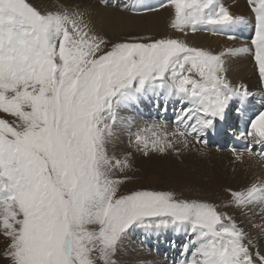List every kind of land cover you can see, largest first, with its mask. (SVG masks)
<instances>
[{
    "label": "snow or ice",
    "instance_id": "snow-or-ice-1",
    "mask_svg": "<svg viewBox=\"0 0 264 264\" xmlns=\"http://www.w3.org/2000/svg\"><path fill=\"white\" fill-rule=\"evenodd\" d=\"M247 3L255 18L254 51L214 54L172 38L110 44L81 12L43 13L27 0H0V113L13 118L0 116V230L10 241L4 255L11 264H117L133 228L189 236L174 264H264L232 218L211 203L151 190L118 195L123 181L112 173L130 165L107 149L118 111L149 96L162 97L165 110L169 100L188 106L174 131L153 122L132 134L145 155L188 147V137L206 144L198 137L224 118L230 101L239 100L237 113L245 115L253 94L231 85L225 57L253 52L264 81V0ZM166 6L174 9L171 27L180 32L222 34L247 25L220 0L160 5ZM241 135L264 146V108ZM245 151L252 154L250 147ZM230 194L237 207L264 206V184Z\"/></svg>",
    "mask_w": 264,
    "mask_h": 264
},
{
    "label": "bare ground",
    "instance_id": "bare-ground-1",
    "mask_svg": "<svg viewBox=\"0 0 264 264\" xmlns=\"http://www.w3.org/2000/svg\"><path fill=\"white\" fill-rule=\"evenodd\" d=\"M46 1V0H45ZM44 1V2H45ZM46 1V6L49 12L55 11H78L84 14V19L86 22H89L93 30L98 34L106 35L109 38L124 40V38L129 39L130 37H137L139 34H151V36H167L172 37L174 35L179 37L180 40L187 42L190 46L203 48L205 50L211 51L214 54H219L221 52H227L229 49L235 50L240 48H251L254 50V46L251 44V39L254 36V24L255 18L252 15L251 7L247 3V0H220V2L229 9L236 16H251L247 21V25H238L230 29H225L224 34L220 35V38L211 33L210 31H197L193 33L191 30H186V32H180L174 30L171 27V20L174 17V9L171 6L160 7L161 4H167L168 0H136L135 5L137 8L128 13L124 10V6L128 5L131 0H119L118 6L112 4V0H48ZM134 1V0H133ZM132 1V2H133ZM153 1V5H149L148 2ZM43 2V1H42ZM107 2V4H103ZM147 4V10L143 11L142 8ZM42 9V8H41ZM156 9V10H149ZM249 11V13H248ZM251 11V13H250ZM251 14V15H249ZM171 29V30H170ZM177 31V34H176ZM231 33V34H230ZM229 36L235 37L234 39H229ZM226 76L229 82L233 87L239 88L241 85L245 86L247 89L251 85L259 84L260 81L253 79V73L256 69V62L253 57L248 53H241L234 56H226ZM256 100H253L249 97L247 104L245 105L244 116H240L237 113V109L240 107L239 100H233L229 102V106L225 111L224 118H216L214 123V128L207 130V143H201L205 146L206 149L210 148V151L216 153L217 148L225 146V155H233L231 153L232 148H237V140H241L244 143L246 140L251 139L241 135V132L247 130L248 121L257 114L264 104L261 103L264 99V93H261V89L256 92ZM149 101H158L159 104L150 105ZM170 106L165 110V102L162 97L149 96V98L143 101L139 106H133L135 114L138 112L147 114L152 113L151 117L157 116L156 112L160 113L161 116L163 113L168 111L173 115L174 110H180L182 107H187V104H182L178 99L169 100ZM235 106L233 117L230 118V113ZM149 109V110H148ZM159 117V119L161 118ZM238 120V126L235 129H231L234 124V119ZM144 117V116H143ZM145 118V117H144ZM230 118V119H229ZM153 119V118H152ZM220 119V120H219ZM222 120H228L227 123H223ZM153 122H148L141 120L137 126H134L132 129L126 133L117 134L113 130V136L109 141H114L111 143L114 151L117 152L118 142L119 144H124L126 141L130 142L133 145L132 149L136 147L132 141L134 140L133 133L137 132L146 125L152 124ZM159 123V122H155ZM166 130L172 132L175 130L176 125H167ZM229 127V128H227ZM227 128V129H226ZM224 131H230L233 135L228 137L225 135ZM145 136L151 138L150 132L143 133ZM225 138H228V141H225ZM190 147H198L199 144L194 140L188 137ZM205 140V139H202ZM247 140V141H248ZM252 154L249 152H243L242 150H237L240 154V157L243 158L246 167L244 168L241 175H247L253 184H264V157L259 155V152L264 149V146L253 143ZM213 146V147H211ZM208 147V148H207ZM215 147V148H214ZM245 147L247 144L245 143ZM187 147H184L182 144L176 145V150L168 149L163 153L165 162H169L172 165H176V168L179 169L181 174L187 173L188 177L193 179L194 183H200L203 185L207 192L212 193L217 190V188H225V190H230L233 192H244L247 191L246 188L251 182L242 179V182L239 184H234L236 182V177H227V180L221 175V170H218V167H221V164H217L215 159L212 160V157H200V163L195 166L193 169L190 168L193 165L194 159L191 157H186L185 153H191V151L186 152ZM249 148V147H248ZM131 149V152L135 155L152 157L155 154L154 150H149L148 154L145 155L144 151L140 153H135ZM229 150V151H228ZM157 152V151H156ZM254 152V154H253ZM264 153V152H263ZM115 154V153H114ZM129 154V153H128ZM133 155V156H135ZM237 155V153H234ZM178 160V161H177ZM181 160H185L182 162ZM204 160V161H202ZM146 161V160H145ZM254 165L257 167L253 166ZM208 163V164H207ZM189 165V166H188ZM203 168H201V166ZM207 165L211 166L210 169H207ZM182 172V169H185ZM205 168V169H204ZM223 168V167H222ZM253 171L252 173H250ZM199 173V175H198ZM210 173V175H209ZM198 176V178H196ZM186 177V176H185ZM212 182V183H210ZM213 203L217 206V210L227 214L232 218L236 225L245 233L246 239L245 243L249 244L250 251L254 254L258 250L261 255H264V206L256 204L250 205L247 207H237L233 202L232 196L228 195L225 197L221 192L211 196ZM3 234L0 230V235ZM148 236V239L151 243L156 240L159 241V248H156V255L149 252L148 247L143 248L138 255L137 262H132L136 256V253L131 252L130 255L125 254L124 258L128 263L131 264H174L178 262L182 256H178L182 248H179L181 245H184L188 242L189 236L184 233H174L165 230L153 236ZM144 240V239H143ZM127 243V241H125ZM130 243V242H129ZM133 250V249H131ZM173 251L171 258L161 257V254L165 251ZM125 253V247L121 248V252ZM122 254V253H121ZM163 256V255H162ZM123 262V261H122Z\"/></svg>",
    "mask_w": 264,
    "mask_h": 264
},
{
    "label": "rangeland",
    "instance_id": "rangeland-1",
    "mask_svg": "<svg viewBox=\"0 0 264 264\" xmlns=\"http://www.w3.org/2000/svg\"><path fill=\"white\" fill-rule=\"evenodd\" d=\"M44 1L45 0H27V2L36 6L41 12L47 13L51 10H48L47 7L44 5H46V1L47 2H49V1L48 0H46L45 2ZM99 1H103V0H99ZM118 1L119 0H112V4L115 6H118ZM132 1L133 0H131V2L128 5L124 6V10H126L128 13H131L135 10V9L129 10L132 8L133 5H135V2H136V0H134L133 2ZM103 4L106 5L107 2H105ZM148 4L153 5L154 2L149 1ZM142 10L143 11L147 10V4L144 5ZM55 12H57V11H55ZM248 13H249V11H248ZM250 13H251V11H250ZM249 15H251V14H249ZM252 16L254 18V15H252ZM242 17H244V19H246V20H249V18H251V16H244V15ZM210 32L212 33V31H210ZM176 34H177V31H176ZM222 34H224V33H222ZM222 34H215V35H217L220 38V35H222ZM100 35L104 36L105 39L110 41V44L111 43H117V42H124V41L128 40L126 38H124V40H119V39H114V38L111 39V38L107 37L106 35H103L102 33ZM137 37H151L153 40L162 39V38H172V39H179L180 40V38L179 37L177 38L176 35H174L172 37H167V36H161L160 37V36H151V34H142V35L139 34V36H137ZM144 42H150V41H144ZM110 44H109V47H110ZM249 49H251V48H249ZM248 54L254 58L253 52H249ZM254 78H256L257 81H260V83L255 84V85H251V87H249L247 90L253 94L251 96V98L253 100H256L255 95H256L257 90L261 89V93H264V81H262L260 76H259V71H258L257 65H256L255 72L253 73L252 82L255 81ZM149 104L150 105H155V104L158 105L159 102L158 101H149ZM169 106H170V104L168 101L166 107L168 108ZM235 106L236 105H233V109L230 113V118L233 117V112H234ZM135 112H134L133 107L121 108L118 111V116L121 119H119L117 121V123L115 125H113V130L117 134L126 133L127 131L132 129L134 126H137V124L142 119L145 121L148 120V122H159V123H164V124L167 123V125H175V120H176V117L178 115L179 110L178 109L174 110L173 115H171L168 111H166L165 113H163L162 116L160 113L156 112L157 116H153V117H151L152 113L144 114V113L138 112L137 114H135ZM0 116H2L5 119H8L10 122L13 120L12 117L6 116L2 113H0ZM160 116H161V118L159 119ZM227 121L228 120H222L223 123H227ZM237 126H238V120L236 119V116H235L234 124L230 128L235 129ZM227 128H229V127H227ZM224 132H225V135L227 137L229 135H233L230 131H224ZM206 137H207V134L205 136L198 137V139H200V140L205 139L206 140ZM189 138L194 139L193 137H189ZM194 140L196 141V139H194ZM247 140H246V142L248 144L247 146L248 147L252 146V148H253L254 142L251 139H249L248 141ZM225 141L227 142L228 138H225ZM112 142H114V141H109V143L107 145L109 156L113 157L114 159H118V160L127 159L128 164L130 165L129 167L125 168L123 171H120V169H115L112 173V178L119 179V180L123 181V183L120 184V186H119L118 193H117L118 195H127V194L134 192V191H139V190L172 192L175 194L177 199L198 200V201H202V202L211 203L213 205H215V203H213V201H212L213 199H211V196H214L215 194H217L219 192H221L223 195H225V197H227L228 195H230V197H231L230 193L233 191H230L228 189L225 190V188L221 189L219 187V188H217L216 191H214L212 193L207 192V190L204 188L203 185H200V183H194L193 179L188 177L187 173L181 174L179 169L176 168V165H172L169 162L166 163L163 153H158L159 151H157V152L155 151V153H158V154H155V156H152L151 158L150 157L149 158L144 157V156L141 157V156L135 155L131 152L133 145H131L130 142L126 141L124 144H121V143L119 144V142H118L117 152L114 151V148H112V146H111ZM198 144H199L198 147L194 146L193 148L190 147V145H188V147L185 150L186 152H188V151L192 152V154L191 153H185L186 157H191L192 159H194L193 165L190 168L193 169L195 166H197L200 163V157L199 156H201V157H212V160L215 159V162H217V164H221V167H218V170L222 169L221 175L226 180H227V177H232V178L236 177V182L234 184L241 183L242 179H245L246 181L250 180L249 178L246 177L247 175H241L243 173L242 170H244V168H247L246 163L244 161H242L244 159L241 157H240V159H237V155H234V152L232 150H231V153H233V155H225L224 154V153H226L225 152V149H226L225 146H223L221 148H217V152L214 153V152L210 151V148L206 149L205 146L202 145L201 143H198ZM211 147H213V146H211ZM132 150H133V152H135L137 154L143 151L142 149H139L137 146L134 147ZM246 152H248V151H246ZM263 152H264V149H263V151L261 150L259 152V154L263 153ZM253 154H254V152H253ZM133 155H135V156H133ZM181 161L184 162L185 160H181ZM202 161H204V160H202ZM211 166H213V165H211ZM211 166L207 165V169H210ZM253 166L257 167L254 165V162H253ZM201 168H203V167L201 166ZM184 170H186V168L182 169V172H184ZM252 172L253 171H251L250 173H252ZM198 175H199V173H198ZM209 175H210V173H209ZM196 178H198V176ZM249 182H251V181H249ZM210 183H212V182H210ZM251 186H252V182L249 184V186L246 188V190H248ZM91 227H97V226H91ZM163 231H165V230H163ZM163 231L157 232L156 230H146L143 228L130 229L129 232L126 234L125 238L123 239L122 243L120 244L117 255L114 257L117 264H131L132 262H137V258H139V256H140V255H138V253L143 248H147V247L149 249H151V250H149V252H151L152 254L157 256V254H156L157 249L156 248H159L160 243L157 240L155 242L151 243L149 240L152 238L148 239L147 235L154 237L156 234H158V233L160 234V232H163ZM168 231L173 232L171 229H168ZM125 241H127V243H125ZM9 242L10 241L8 239H6L3 234L0 235V264H11V261L9 259L5 258V255H4ZM123 247H125V253L122 251L121 252L122 254H121V253H119V251H121V248H123ZM182 247H183V245H181L179 248H182ZM131 249H133V250H131ZM131 252H133V253L135 252L136 256L133 259H131V263H128L125 260L124 255L125 254L130 255ZM181 253H182V249H181V252H179L178 256H182ZM172 255H173V251L170 250V251L163 252L161 254V257L171 258ZM97 264H102V262L97 261Z\"/></svg>",
    "mask_w": 264,
    "mask_h": 264
}]
</instances>
